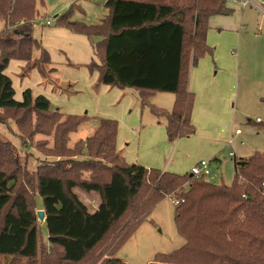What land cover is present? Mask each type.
<instances>
[{"label":"trees","instance_id":"obj_1","mask_svg":"<svg viewBox=\"0 0 264 264\" xmlns=\"http://www.w3.org/2000/svg\"><path fill=\"white\" fill-rule=\"evenodd\" d=\"M37 1L0 0L5 23L0 31V114L21 112L20 129L30 130L31 136L52 135L51 153L43 155L52 159L31 170L11 141L0 136V257L9 258L7 264H129L116 256L117 250L173 194L184 198L176 205L174 220L186 242L170 253H158L150 264H264V153L234 155V181L216 184L191 172L127 162L117 148L115 119L94 117L92 133L70 147V135L92 117L64 114L30 88L21 100L16 98L6 73L12 60L42 75L47 74L44 64H54L42 39L33 36ZM227 1L108 0L96 24L71 20L69 11L58 22L89 38L96 59L88 66L105 86L137 91L144 106L156 93L174 94L171 111L150 107L166 118L168 139L175 141L196 132L190 70L212 53L209 21L229 10ZM78 190L99 194L95 211ZM40 209L45 212L42 223Z\"/></svg>","mask_w":264,"mask_h":264},{"label":"rangeland","instance_id":"obj_2","mask_svg":"<svg viewBox=\"0 0 264 264\" xmlns=\"http://www.w3.org/2000/svg\"><path fill=\"white\" fill-rule=\"evenodd\" d=\"M107 1H37L39 16L34 21L33 36L42 39L54 64H44L47 74L42 75L37 69L24 68V62L12 60L6 73L13 80L16 98L21 100L23 91L30 88L34 95L47 96L52 107L64 114H88L92 117L70 135V147H74L78 140H85L92 133L94 117L115 119L119 128L117 148L127 162L185 174L190 172L191 164L204 159L210 162L214 171L207 176L210 182L232 184L235 176V154L238 158H247L255 153H264V40L257 29L248 27L247 30L229 34L224 32L229 41L221 47L218 43V46L213 44L219 42L218 40L209 38L207 42L212 47V53L209 54L211 70L204 78L213 79L216 76V79L222 81L223 90L218 91L219 86H216L213 91L212 87L206 85L204 92L196 94L195 106L197 111L200 109V115L197 118L198 123L194 122L195 134L169 141L166 118L153 113L150 103L171 111L174 106V94L156 93L150 98V103L144 106L137 91L105 86L100 81L98 72L91 71L88 66L96 59L89 38L61 27L58 22V16L69 11L71 20L96 24L106 12ZM70 4L73 5L70 7ZM251 11L255 15L256 12L249 10ZM45 19H51L52 23L44 24ZM260 25L264 27V18L261 19ZM4 28L5 23L0 19V31ZM212 31H215L217 37L223 35L218 29ZM232 35L237 42L231 41ZM240 36L242 44L238 46L241 48L237 46ZM224 46L226 51L222 49ZM232 50L237 53L236 56L231 54ZM37 53L34 52L35 55ZM219 53L221 61L217 58ZM232 63L236 66L235 71L232 69ZM54 66L56 70H51ZM209 98L213 99L214 104L211 109H206L204 105ZM204 113L212 114L214 123L219 122L218 125L209 124L208 118L203 116ZM0 116L1 138L11 141L29 169H36L41 161L52 159L43 156L51 153L48 148L54 145L52 135L34 133L31 136L30 130L20 129L17 117L20 119L21 112L1 111ZM257 118H260L261 122H258ZM250 119L252 121H249ZM232 152L234 155L230 154ZM78 192L89 210L95 211L100 202L99 194L80 190ZM174 198L178 196L172 194L169 198L161 200L153 211L144 217L134 234L119 247L117 257L129 264H150L158 253H170L185 244L186 241L178 233L174 220L177 207ZM36 203L38 207L42 205L40 196L36 198ZM41 231L45 240L46 226H41ZM8 260L9 258L0 257L2 264H7Z\"/></svg>","mask_w":264,"mask_h":264},{"label":"crops","instance_id":"obj_3","mask_svg":"<svg viewBox=\"0 0 264 264\" xmlns=\"http://www.w3.org/2000/svg\"><path fill=\"white\" fill-rule=\"evenodd\" d=\"M256 1L260 2V0H256ZM251 6H253L255 9L251 8ZM227 7L229 9L227 13L217 14V15L210 18L209 29L207 32V41L211 37L213 41H215V40L219 41L216 43L213 42V44H215L216 46H218V44H220V47H221L222 45L227 43V41H229V39L226 37L227 34L224 32H227L229 34V32H236L239 30H241V31L247 30L248 27L256 28L258 34H260V36L264 40V35L262 34L264 27H262L260 25L261 19H263L264 16H263V14L261 15V12L252 3L244 5L243 0H234L233 2L228 1ZM249 10L255 11L256 12L255 15L252 14V11L249 12ZM215 29H218L219 31H221V34H223V35H221L220 37H217L214 33L215 31H212ZM222 30H224V31H222ZM210 33H211V35H210ZM224 34H226V35H224ZM231 41L237 42L234 35L231 36ZM238 44H242L241 36L238 39L237 46H238ZM238 47L241 48V46H238ZM222 49L224 51H226V46L222 47ZM221 53L226 54V52H221ZM221 53H219L217 56L218 60H220V61H221V56H220ZM231 54L233 56L237 55V53L234 50H232ZM262 55H263V59H264V50H262ZM210 65H211L210 56H209V54H207L206 56L201 58L197 64H195L191 67L190 78H189V88L191 91H193L195 93V96H196V94L198 95V94L204 92L206 90V85L209 88L212 87L213 91L215 90L216 86H219V87H217L218 91L222 92V90H223V88H222L223 83L221 80L216 79V76H214L213 79H205L204 78V76H206V74L210 73V70H211ZM232 69H234V71L236 69V66L233 63H232ZM217 71H219V70H217ZM232 93L233 92H231V94ZM172 99H173L172 101H175L174 95H172ZM213 104H214L213 99L209 98L206 102V105H204V108L211 109ZM195 105H196V103L194 104L192 119H193V122H195L197 124L198 123L197 118L200 115V112H199L200 109L198 108L199 111H197ZM202 106H203V104L201 105V107ZM203 116L205 118H208V120L210 122L209 124L218 125L219 122L214 123V117L212 114H210V113L205 114L204 113ZM206 135L209 136L208 133ZM173 162H174V160H173ZM198 162L199 161H196L195 163L191 164V166L189 168L190 172H191L192 166ZM144 166H146V165H144ZM166 167H168V165H166ZM209 168H210L211 172L213 173L214 171L210 167V162H209Z\"/></svg>","mask_w":264,"mask_h":264},{"label":"built area","instance_id":"obj_4","mask_svg":"<svg viewBox=\"0 0 264 264\" xmlns=\"http://www.w3.org/2000/svg\"><path fill=\"white\" fill-rule=\"evenodd\" d=\"M228 1H231V0H228ZM249 3H252L264 16V0H260V2H257L256 0H243L244 5H247ZM44 23L50 24L51 19H45ZM262 34L264 35V29L262 31ZM260 120H261L260 118H257V121H260ZM230 154L234 155L233 152ZM191 173L196 175L197 177L209 176L211 174V170L209 168V162L207 160L199 161L198 163L192 166ZM262 186L264 188V182L262 183ZM173 201L176 205H178L184 201V198H174Z\"/></svg>","mask_w":264,"mask_h":264},{"label":"water","instance_id":"obj_5","mask_svg":"<svg viewBox=\"0 0 264 264\" xmlns=\"http://www.w3.org/2000/svg\"><path fill=\"white\" fill-rule=\"evenodd\" d=\"M227 10H224L223 13H227ZM38 217H39V221L42 223L45 220V212L44 210L40 209L37 211Z\"/></svg>","mask_w":264,"mask_h":264}]
</instances>
